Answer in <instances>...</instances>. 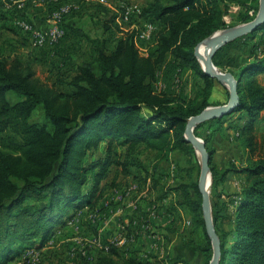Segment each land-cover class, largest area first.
<instances>
[{
    "label": "trees",
    "instance_id": "obj_1",
    "mask_svg": "<svg viewBox=\"0 0 264 264\" xmlns=\"http://www.w3.org/2000/svg\"><path fill=\"white\" fill-rule=\"evenodd\" d=\"M259 1L249 5V0H240L253 13L259 11ZM228 8V0H146L141 17L160 23L147 55L136 45V32H125L110 46L106 39L76 29L93 51L75 71L60 72L50 82L39 78L31 61L6 56L0 46V264L24 257L30 248L41 250L76 211L94 206L111 165L132 174L139 146L154 153L156 167L178 156L182 177L166 193H176L172 207L189 217L191 231L207 235L205 246L196 241L185 245L206 252V264L210 263L213 248L196 179L201 164L185 129L190 117L212 105L215 84H220L204 72L195 47L229 27L224 21ZM114 17L105 23L106 30L118 26ZM253 19L248 11L238 16L242 23ZM258 32H264V23L243 38L253 39ZM254 53L251 61L232 72L240 80L239 106L230 115L200 124L195 132L208 126L203 137L211 155L214 196L219 198L215 201L211 195L221 242L219 264H264V138L259 141L256 135V122L264 111V83L259 76L264 74V56ZM169 56L177 59L180 74L191 70L202 78L195 98L185 99L182 91H155L158 70ZM214 63L219 67L215 59ZM9 92H14L15 101L7 97ZM226 94L229 97L228 88ZM39 111L43 121L35 118ZM234 113H241L243 121L238 139L247 156L241 168L247 181L240 191L229 194V200L221 201L218 185L230 169H218L211 140ZM104 141L106 154L89 162ZM116 144L126 146L124 152L118 153ZM230 204L235 206L233 225L222 230L220 220L231 212ZM78 256L80 264H147L122 258L114 245L93 261L82 253Z\"/></svg>",
    "mask_w": 264,
    "mask_h": 264
},
{
    "label": "crops",
    "instance_id": "obj_2",
    "mask_svg": "<svg viewBox=\"0 0 264 264\" xmlns=\"http://www.w3.org/2000/svg\"><path fill=\"white\" fill-rule=\"evenodd\" d=\"M12 2L15 4L21 2L20 5H26V3L29 5L36 4V0H5L1 4L2 9H5L4 7H11L13 9ZM15 4L13 5L17 8L18 6ZM229 6V14L224 15V21L226 23L228 15L240 16L247 11L248 14H253L254 11L253 9L248 10L247 5H243L240 0H235V3ZM6 11L10 13L12 10L8 9ZM144 21L145 19H141L139 20V23H143ZM36 24L40 26L47 25L43 23ZM71 24L74 28L77 27L81 29L82 27L75 24V22H72ZM15 25L17 26V24ZM154 26L156 32L160 27V23L154 22ZM66 30L68 35V27L65 29V32ZM71 30L73 31V29ZM113 30H116L115 27L106 30L104 24L105 34L112 32ZM85 31L88 33L87 30ZM90 36L93 37L96 35L93 34ZM99 36V38L105 39L102 38V34H99ZM155 37L156 35L154 38L139 39L141 43L140 45L148 51L151 50L155 45ZM29 39L31 40V38ZM234 41H232L233 43L230 42L224 45L214 56V59L219 62V68L221 70L236 72L239 66L252 60L253 52H255L254 54L257 53L259 56H264V32H258L254 35L253 39L243 38L237 42ZM31 43L34 45L32 41ZM85 43H88L86 39ZM137 43L138 42H136V44ZM65 44L66 43L62 45L60 44L47 50L48 54L51 53L50 56L52 58V60H50L49 57H46L45 61L48 65L47 68L49 65H52L51 69L58 70L56 71L57 73L54 74L56 77L60 72H64L62 69L67 67L65 65L68 62L67 59L70 60L69 57L62 55V53H67V51L63 50ZM254 45L255 49L253 48ZM77 49H79V47H77ZM3 51L6 56H10L6 54L5 49H3ZM15 56L19 57L18 55ZM10 57H14V55ZM55 57L56 59L54 60ZM19 58L24 62L31 60L36 65L39 63V59L36 55H30V59L28 60H23L21 57ZM259 76L264 83V74L260 73ZM201 84L202 78L194 71L190 70L180 74L177 59L174 56H169L158 70L157 81L154 83V88L157 93L165 92L168 94H175L182 91L184 98L189 100L196 97L198 87ZM226 88L227 87L222 83L215 84L214 96L210 99L212 105H221L228 102ZM242 123L241 113H234L225 120L223 130L216 133L211 140V144L215 150L214 154H219L221 156L219 162L216 163L218 169H230V172L218 185L217 191L220 193L222 201L229 200V197L231 196L229 194H234L235 192L240 191L247 181L246 174L241 171V168L246 165L247 156L243 148L240 146L238 139V129ZM207 129V125H203L200 128L203 133L208 132ZM262 129H264V111L260 113L256 122V132L259 134L260 131H263ZM262 137L260 139H262ZM220 141H224L221 146L218 145ZM101 149H105L104 145L100 146L98 149V151H100L99 156L106 154ZM138 149L150 152L152 155L151 161L148 160L146 161L147 164H144L143 161L140 160L141 157L138 155ZM138 149L134 155L136 165L131 168L132 174L124 176L120 183L118 182V179H114L110 185L112 189L109 193H104L103 197L97 201L94 206L82 209L83 211L78 215L75 214L76 216L74 215L73 219H75V223L76 221L77 223L73 227V230L69 229V226H62V228H59L61 225L58 226L56 230H61V233L58 234V232L55 231L49 242L40 248L43 250V253H52V251H54L57 253L58 257H67V254L72 252L71 263H68L67 260L65 261L61 258L62 263L64 264H78L76 258H78L79 253H82L85 257H90V255L95 256V253L90 252L94 249L86 252L87 249H84L85 246H77L76 243L71 240L67 243L64 242V236L68 234L66 230L68 231L69 229L71 232L68 235V239L73 238L78 230V232H81L79 237L86 238L90 241L92 239L98 241L97 244L100 246V249H107L109 244H115L118 247L120 255L124 259H135L147 264H183L184 262H187V255L185 254L188 251L185 250L186 241H181L179 238L176 239L177 235L174 236L173 233L178 234V232L174 231H172L174 237L172 239L171 236H168L169 234L167 231L170 225L174 226L175 229L177 224L180 223L182 216L185 215L182 212H177L172 207L175 202L176 193L173 191L166 193L167 188L176 185L174 184L177 180L176 177L174 176V178H172L173 175H176V173H173L175 170L171 166H164L162 164H159L156 167L155 164L157 163V160L154 153L146 146H139ZM118 153L121 154L122 151H119ZM230 160L231 162H229ZM224 162H226V164ZM111 170L112 169H110V171ZM126 178L127 180H125ZM236 180L239 182L235 183L234 181ZM228 182H231V187H234L233 190L226 188ZM234 210L235 206L233 205L231 206L230 211L233 212ZM89 216L96 218L91 220L89 219ZM188 222H190L189 217L187 218V223ZM124 237L125 241L123 242L122 238ZM167 240L170 241L171 244L175 243L177 240L179 245L178 249L174 248L170 250L168 246H165ZM66 251L67 253L64 254ZM99 252L98 256H100ZM177 256H180L181 258L169 262V260L177 258ZM20 257L22 258L23 256L21 255ZM20 257L5 264L16 262Z\"/></svg>",
    "mask_w": 264,
    "mask_h": 264
},
{
    "label": "rangeland",
    "instance_id": "obj_3",
    "mask_svg": "<svg viewBox=\"0 0 264 264\" xmlns=\"http://www.w3.org/2000/svg\"><path fill=\"white\" fill-rule=\"evenodd\" d=\"M3 1L5 0H0V46H2L3 49H5L6 54L10 56L18 55L23 60L30 59V55H34V56L36 55L39 59V63H37L36 65L33 61L31 60L30 61L33 63L34 68L36 69L37 75L39 76V78H41L43 81H46V82H50L51 80L55 79L56 76H54V74H56L57 73L56 71H58V70L51 69L52 65H49V67L47 68L48 65H47V62L45 61L46 57L47 58L49 57L50 60H52L50 56L51 53L48 54L47 52L49 48H53L60 44L62 45L66 43L63 50L67 51V53H62V55H64L65 57H69L70 60L67 59L68 62L65 64L67 67L62 69V71H65V70L75 71L76 67H78V65L82 62L84 57L86 55H89L93 51L91 49L90 44L85 43L84 37L82 35H79L75 31L76 29H80V28H77V27L74 28V26L71 24L72 22H75V24L82 26L81 29L85 33H87L85 30H87L89 35H93V34L96 35L93 37H100L99 34H102V38H105L108 42V45L110 46H112L118 40V38L121 35H123L125 32H131V33L140 32L145 29L144 25L146 23V20L143 23L140 22L141 23L140 24L139 20H141V18H139L137 14H133L129 19H125L121 17L120 26L118 25L117 20H116L115 22L118 25L115 28L116 30H113L112 32H109L107 34L104 33V24L111 23L112 19L113 18L115 19L114 16H116V19L118 16L120 17L123 14V10L125 9V7L138 5L139 7L143 8V6L146 3V0H36V4H33V5H29L27 3L26 5L25 4L20 5L21 2L17 4L12 2L13 9L11 7H4L5 9H2L1 4L3 3ZM252 2L253 0H249V5H251ZM233 3H235V0H228L229 5H232ZM13 4H15L18 7L15 8ZM259 7H260V1H259ZM65 8H68L67 12H65ZM229 8H228V11H229ZM8 9L12 11L9 13L6 11ZM257 13L255 12L253 13L254 18L257 16ZM227 14H229V12H227ZM238 16L239 15H236V16L228 15V17L226 18L227 25L229 27H232V26L242 24V22L238 20ZM19 18H28L29 20H32V22L34 23L36 22V23H41V24L43 23L47 25H55V24L62 25L65 29L68 27L69 33L67 35V30H66L64 37L56 43H48V44H45L43 47L34 46L31 43L32 40L29 39L30 35L15 25ZM71 29H73V31ZM155 35H156V32L153 33L152 38H154ZM136 42H138L137 45L142 54L147 55L150 52V50L148 51L147 49H145L143 46L140 45L141 43L139 40ZM77 47H79V49H77ZM55 59L56 57L54 58V60ZM46 70H49V71H46ZM7 97L12 102L15 101L14 92L7 93ZM228 100H229V97L227 96V101ZM35 118H37L39 121H43L44 118H43L41 111H39L36 114ZM262 130L263 131L262 132L260 131L261 133L259 132V134L256 132V135L259 141L264 138L263 136L264 129ZM195 132H196V129H195ZM197 133L196 135L198 137L205 139L203 137L204 134L200 130V128L197 129ZM261 137L262 139H260ZM223 143L224 141H220L218 145L221 146ZM102 145H104L105 149H101V150L106 153L107 152V142L106 141L102 142L101 146ZM211 146L213 145L211 144ZM125 149H126V146H122L120 144L115 145V150L118 152L119 151L124 152ZM137 152H138L139 157H141L140 160L143 161L144 164H147L146 161L148 160L151 161L152 155L150 152H145L144 150H141V149H138ZM99 155H100V151L95 150L90 155V158L88 159V161L89 162L92 161V158H97L99 157ZM177 158L178 156L173 157L171 161L168 163L162 162V164H165L164 166H171L174 168L175 172L173 173L174 174L176 173V175H173L172 178H174L175 176L177 179L174 184H177L182 177V172L177 167V163H176ZM198 158L200 159L199 155H198ZM220 158L221 156L219 154H214L213 161L215 162V164L219 162ZM229 162H231V160ZM224 163L226 164V162ZM110 169L112 170L110 171ZM124 176L126 175L124 174V172L122 171L120 167L117 168V166L111 165L109 167L108 176L101 182V185H100L101 192L100 193L102 194V196L99 197V200L103 197L104 193L107 194L110 192V190L112 189L110 185L114 179H118V182L120 183L123 180ZM198 178H199V174L196 177L197 181H198ZM125 180H127V178ZM234 182L238 183L239 181L236 180ZM91 183H92V180H90L84 186L85 191L89 190L88 188H90L89 186H91ZM231 186H232L231 182H228L226 188L233 190L234 187H231ZM211 195L214 196L213 187L211 189ZM218 199L219 198L216 197L215 195L214 200L216 201ZM231 206H233V204H230V207ZM87 207H91V206H83L81 209L76 211L75 214L78 215L79 213L83 211L82 209H85ZM232 213L233 212L228 213L227 215L223 217L222 220H220L222 230L224 229L229 230L232 228V225H233V222H231L232 215H233ZM95 218L96 217L89 216V219L91 220L92 219L94 220ZM187 218L188 217L186 214L182 216L180 223L177 224V227H176L178 230L176 228L174 229V226L170 225V227L167 230L169 234L168 236H171V238L173 239L174 238L173 235L174 236L177 235L176 239L179 238L181 239V241L182 240H185L187 242L196 241L198 244L205 246L207 244V239H206L207 235H205L204 232L202 231L197 232V234L193 233L191 231L192 225L191 223L190 224L187 223ZM76 223H75V219L71 218L70 220L68 219L67 223L64 226L65 227L69 226V229L73 230V227L76 225ZM59 228H62V226ZM69 229L68 231L66 230L68 234L64 236V242L67 243L69 242V240H71L72 242L76 243L77 246L78 245L85 246L84 249H87L86 252L90 251L91 249H94L93 251H90V252L95 253L96 255L95 256L90 255V257L89 256L87 257L91 261L95 260L98 257V252L100 250H103V251H100L99 255H103V254H106L110 250L111 246L113 245L116 246L115 244H109V246L107 247L108 250L100 249V246H98L97 244L98 241L94 239L90 241L86 238L79 237L81 232H78V230L74 234L73 238L68 239V235L71 232ZM172 229H174V232H178V234L173 233ZM57 232L59 234L61 233V230H58ZM193 244L194 246L196 245L195 243ZM165 246H168L170 250L174 248L178 249L179 247L177 240L173 244H171L170 241L167 240ZM36 249L37 248L35 249L30 248L29 250H26V252L23 254L24 257H26V260H24V257L22 258L20 257L19 260H17L16 262H12V263L13 264H64L62 263V259H64L65 261L67 260L68 263H71L72 252L67 254V257L66 256L58 257L54 251H52V253H49V252L43 253V250H36ZM183 249H179V250H183ZM185 250H188L187 253H185L187 255V262H184L185 264H206L208 260V254L206 252H203V251L195 252L194 250L188 249L187 247L185 248ZM65 253H67V251L64 252V254ZM178 258L180 259L181 257L177 256V258H172L171 260H169V262H172ZM76 260L79 264L80 257L78 256Z\"/></svg>",
    "mask_w": 264,
    "mask_h": 264
},
{
    "label": "water",
    "instance_id": "obj_4",
    "mask_svg": "<svg viewBox=\"0 0 264 264\" xmlns=\"http://www.w3.org/2000/svg\"><path fill=\"white\" fill-rule=\"evenodd\" d=\"M263 23L264 0H260L259 11L253 20L218 30L195 47V55L201 63L204 72L225 85L229 90V100L227 103L206 107L199 114L188 119L185 129L186 140L192 144L197 154L200 156L201 169L198 179V189L202 196V211L206 231L210 237L213 248V255L209 264H219L221 257V242L213 217L211 199V189L213 186V175L210 167L211 155L208 151L206 141L196 135L195 129L200 124L209 120L232 114L239 106L240 95L238 85L240 80L231 71H223L217 67L214 63V56L224 45L256 31ZM203 44L206 49L204 54L200 52V47Z\"/></svg>",
    "mask_w": 264,
    "mask_h": 264
},
{
    "label": "built area",
    "instance_id": "obj_5",
    "mask_svg": "<svg viewBox=\"0 0 264 264\" xmlns=\"http://www.w3.org/2000/svg\"><path fill=\"white\" fill-rule=\"evenodd\" d=\"M68 11V8H65V12ZM142 8L138 5L127 6L123 10V14L117 17V23L120 26L121 17L129 19L133 14H137L139 18L141 17ZM17 26L27 32L30 35L31 40L35 46L43 47L48 43H56L62 39L65 35V28L62 25H44L40 26L28 18H19L16 22ZM145 29L136 32L135 42L141 38H152L153 33L155 32V26L152 22L146 21L144 25ZM137 45V44H136ZM139 48V47H138ZM189 223V222H188ZM122 241H125V237L122 238Z\"/></svg>",
    "mask_w": 264,
    "mask_h": 264
},
{
    "label": "bare ground",
    "instance_id": "obj_6",
    "mask_svg": "<svg viewBox=\"0 0 264 264\" xmlns=\"http://www.w3.org/2000/svg\"><path fill=\"white\" fill-rule=\"evenodd\" d=\"M206 51L204 44L200 47V52L204 54Z\"/></svg>",
    "mask_w": 264,
    "mask_h": 264
}]
</instances>
